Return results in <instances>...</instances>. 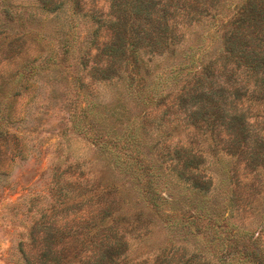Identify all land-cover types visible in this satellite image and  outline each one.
Returning <instances> with one entry per match:
<instances>
[{
  "label": "rangeland",
  "instance_id": "1",
  "mask_svg": "<svg viewBox=\"0 0 264 264\" xmlns=\"http://www.w3.org/2000/svg\"><path fill=\"white\" fill-rule=\"evenodd\" d=\"M62 1L0 0V264H260L253 251L264 263V75L223 53L247 0H148L171 33L136 65L103 54L123 0H76L89 17L66 18V56L45 12ZM253 2L248 38L263 58L264 0ZM93 13L105 26L91 47ZM191 47L217 59L219 85L238 73L256 92L251 109L227 104L251 118L247 142L184 102L206 76L199 64L191 83L172 78Z\"/></svg>",
  "mask_w": 264,
  "mask_h": 264
},
{
  "label": "trees",
  "instance_id": "2",
  "mask_svg": "<svg viewBox=\"0 0 264 264\" xmlns=\"http://www.w3.org/2000/svg\"><path fill=\"white\" fill-rule=\"evenodd\" d=\"M150 3L152 2L148 0H123L121 5H114V8L116 6L115 10H118L119 15L118 17H114L112 15L111 20L109 19L106 24L107 26L112 27V30H115L117 41L113 40L112 43L108 44L106 50L103 52L105 56L113 60L115 58L118 60L117 62L119 64L125 62L128 65H136L138 60L142 57V50H144L146 46L151 48L157 46V38L160 41L169 39L171 28L167 21L168 19H166L165 23L161 22L157 26L156 24H152L155 23L153 21V17L157 11L152 5H149ZM71 6H76L79 9V4L76 0H64L54 8L49 10L45 9V12L48 14H53L55 17L54 22L58 23L59 27H56L55 34L64 56L76 52L73 41L69 39L72 32H67L64 29V22H66V18L70 21H74V19H77L76 16L79 15H82L83 19L89 17L88 14L82 10L74 9V12L72 13L70 9ZM254 6L255 3L253 0H247V4L244 6V10H242L244 14L240 11V16H238L239 18L235 15L234 19L229 23V30L225 35L226 40L224 42L223 53H225L226 56L228 55L227 60L229 61L227 64H229V62L232 64L234 63L238 66V69L245 68L249 74L255 71L257 72V75L260 76V74L264 75V73H260V71H258V69L261 68L260 63L264 61V57L262 58L258 51L259 46L256 43L257 39L248 38V31L257 26L255 22L258 20L256 16L257 10ZM8 16L9 14L5 12V18L7 21ZM63 16L64 21L61 18ZM90 17L93 20V31L91 29V39H89L88 43L92 47L93 44H95L94 42H96L94 40L98 37L99 32L102 28H104L103 26L105 25L103 24L105 21L97 13H93ZM141 20L143 21L141 22ZM155 28H157L156 30L158 31V35L160 34L157 37L153 34ZM0 29L7 30V24L3 25L2 23L0 25ZM90 42H92V44ZM181 54L185 62H181L179 66L171 67L170 73L174 80L179 82L182 76L189 75V77L192 76L191 79H188L191 80L188 81L191 83L192 79L195 80L198 75V71H196L195 67L199 64H201V73L206 75L203 78H199L198 80L196 79L195 83L198 86L193 89L194 92L191 89V91L186 94L185 88L181 89L180 92L183 95L182 98L184 99V102L188 104L190 101L191 103L196 101L197 104H200L204 108H211L209 110L212 111V126L217 127L219 121L221 122L220 126L222 124H227L229 128L236 129V134H238L242 142L243 140L247 142L246 138L253 133V126L250 122L251 118L248 119L246 115H232L228 110L227 104H234L238 107L242 105L251 109V101L253 97L256 98V92L251 91V87L247 83L243 84L244 86L242 87H238L237 82L240 80L238 73L231 74V85H219L214 79L217 59L208 58L207 55L197 58L193 47L190 48V52L184 51L181 52ZM81 60L83 59L81 58ZM82 64L83 66L85 65L84 62ZM262 79L263 82H261L264 86V78ZM151 100L152 97L147 98V101L152 102ZM129 135L130 140H132V134L130 133ZM133 142L134 141L131 143L133 144ZM149 188L150 190L152 189L154 195L152 184ZM252 243L254 244L255 242L253 241ZM252 255L255 260L254 263L259 262L260 264H264L263 261L261 262V253L253 251Z\"/></svg>",
  "mask_w": 264,
  "mask_h": 264
}]
</instances>
